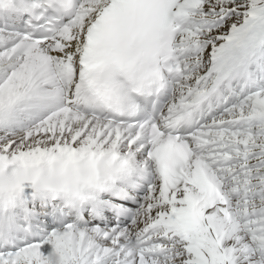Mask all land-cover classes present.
I'll use <instances>...</instances> for the list:
<instances>
[{
	"label": "snow or ice",
	"instance_id": "obj_1",
	"mask_svg": "<svg viewBox=\"0 0 264 264\" xmlns=\"http://www.w3.org/2000/svg\"><path fill=\"white\" fill-rule=\"evenodd\" d=\"M0 264H264V0H0Z\"/></svg>",
	"mask_w": 264,
	"mask_h": 264
}]
</instances>
